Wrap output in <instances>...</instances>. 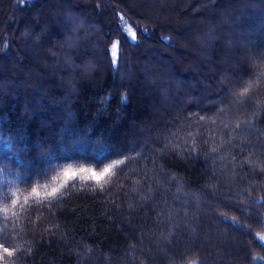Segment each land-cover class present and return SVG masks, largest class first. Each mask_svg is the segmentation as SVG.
<instances>
[{"label":"trees","instance_id":"obj_1","mask_svg":"<svg viewBox=\"0 0 264 264\" xmlns=\"http://www.w3.org/2000/svg\"><path fill=\"white\" fill-rule=\"evenodd\" d=\"M180 1L163 0L160 16L123 0L3 1L0 180L11 181L10 191L21 201L28 197L30 208L0 201V214L5 207L17 213L16 226L10 220L7 230L18 234L15 244L32 249L9 264H179L173 257L190 255L189 249L204 264H264V242L255 238L264 235L256 219L264 215V202H254L264 197V172L248 165L233 171L231 163L225 169L224 161L214 162V153L205 155L211 144L199 145L194 156L154 151L163 147L161 134L181 123L189 130L187 124L195 127L199 116L218 120L214 101L234 109L229 119L251 118L264 131V112L252 115L258 101L238 106L225 94L233 86L239 91L233 82L264 58V0H206L207 11L197 15L205 28L191 32L182 26L189 17ZM122 28H131L135 40ZM176 35L197 42L194 60L177 48ZM114 41L122 59L118 72L109 53ZM261 93L264 98V84ZM122 94L128 103L120 102ZM190 113L193 120L185 121ZM210 135L215 132L204 138ZM233 135L247 137L248 149L238 154L243 144L237 141L229 161L235 155L239 163L250 153L255 162L264 161V135L243 126ZM133 146L153 161L141 159L117 171L103 192L82 173L51 204L30 195L32 187L41 196L51 191L69 165L99 171L95 160L135 156ZM130 168L137 174L130 175ZM146 168L149 176L157 174L150 200L132 191ZM224 217L238 224L222 223Z\"/></svg>","mask_w":264,"mask_h":264},{"label":"snow or ice","instance_id":"obj_2","mask_svg":"<svg viewBox=\"0 0 264 264\" xmlns=\"http://www.w3.org/2000/svg\"><path fill=\"white\" fill-rule=\"evenodd\" d=\"M121 20L123 21V15L121 14ZM75 29H73L74 31ZM122 31L131 32V39L135 40L136 33L131 30V28H122ZM143 31H147L144 29ZM70 40V38H68ZM168 40L167 37L164 38ZM171 43L170 40H168ZM7 47V44H5ZM111 65L113 66L114 72L119 71V64L122 63V59L119 53V41H114L109 49ZM264 62V58H256L250 65V72L245 73L244 77L237 78L233 85L239 84L241 88L239 91L235 90V87H229L226 89L225 94L229 95L233 99V104L238 106H244L247 103L253 101L254 99L258 101L255 105L256 111L252 114L253 116L259 115L261 112H264V98H262L261 85L264 84V68H261V63ZM87 70V69H85ZM223 83V77L221 78ZM4 85L0 84V88ZM120 102L123 104L128 103V97L126 94H122L120 97ZM217 103L218 107L215 112L219 114L218 120L212 119L206 116H199L195 119V127L192 123L187 124V129L184 124H179L175 129L167 130L166 134H161L160 139L163 142V147L159 149H154L155 152L162 155L165 150H169L172 153H185L190 156L196 154L197 148L199 145H208L211 144L212 147L208 150L205 155L215 154L213 160L215 161H224V168L228 167V164L231 163L233 171L239 168L242 169L245 165L250 166L253 170L259 168L260 171L264 172V161L255 162L252 157L255 153H250L248 158L241 160L239 163H235L236 156L232 155L231 160L228 159V153L233 152L236 147L237 141H240L243 146L239 148L240 155L243 154L248 149L247 137H241L239 135H233L237 133L242 126L247 127L250 130L260 132L261 135H264V131L257 129L251 122V118L241 119V120H232L229 117L233 114L234 109H226L221 101H214ZM238 115V114H237ZM193 114H189L185 117V121H192ZM225 131L228 133L227 136L224 135ZM215 132V135H210L207 139L204 138L205 133ZM231 144V148L227 146ZM132 152H136V155L133 156L129 154L116 153V155H121L122 158L112 160L110 163H104V160H95L96 166L99 168V171L96 168H88L85 166L79 167V169H72L71 165L66 168L63 172V179L59 176L54 179L58 180L59 183L57 186L52 187L51 191H46L43 196H41L40 191L37 187H32L31 196L37 197L38 203L47 202L51 204L55 199L62 195V189H66L69 183L77 177H80L82 173H89L87 177H81L82 179H87L95 182L97 188L103 192L105 185L110 183V180L115 177L116 172H123L124 168H128L132 163H139L141 159L147 158L149 161H153V157L149 153H145L141 148L140 151H136L135 146L131 149ZM260 155L264 156V151L260 152ZM110 158V157H109ZM107 159V158H106ZM103 164V167L100 165ZM4 167H0V177H4ZM149 169H145L141 178L135 181L136 187L132 188V191H135L137 196L141 195V192L146 193L145 196H141L142 199L150 200L152 198L153 188L151 186V181L155 180V175L149 176ZM130 175H136L137 170L135 168L129 169ZM38 176H45L47 172H41L37 174ZM31 180V177L29 178ZM171 179H176L174 176ZM11 181H8L6 177L3 180H0V201H10L12 208L16 207H27L30 208L28 204V197H25L23 201L20 200L18 196H15V193L10 191ZM147 185V187H145ZM75 187V185H72ZM121 187L123 185L121 184ZM137 188L139 191H137ZM182 185L178 188V195H182ZM243 195V192L239 193ZM15 197V198H13ZM187 203L188 201H183ZM198 202V200H197ZM254 202L261 203L264 202V197L256 199ZM131 207V205L129 206ZM241 211H247V209H240ZM176 213H179L181 210L176 209ZM183 215L188 216L189 213L184 212ZM0 219L3 220V225L0 226V264H9V258H16L17 254L23 255L25 252L31 253V245H17L14 243L15 237L18 234L8 232V222L13 221V227H15V221L19 219L17 213L12 212L9 214V208L5 207L2 214H0ZM257 221L260 226H264V215L257 216ZM157 220L161 221L160 215L158 214ZM174 216L172 211L169 210L167 222L169 225L172 224ZM222 223H232L234 225L238 224V221L233 217L231 221L227 217H224L221 221ZM248 230L251 229L250 225H246ZM194 232V229H193ZM174 233L170 232L169 237L165 239L170 242V238ZM11 237V239L9 238ZM255 238L258 241L264 242V235L259 233L255 234ZM91 251V249H89ZM190 255H180L179 257H173L174 260H179V264H204V261L199 258V253L194 252L191 249L188 250ZM257 259V257H253ZM264 259V258H262ZM12 264H14V259Z\"/></svg>","mask_w":264,"mask_h":264},{"label":"rangeland","instance_id":"obj_3","mask_svg":"<svg viewBox=\"0 0 264 264\" xmlns=\"http://www.w3.org/2000/svg\"><path fill=\"white\" fill-rule=\"evenodd\" d=\"M3 1L4 0H0V13L1 11H3L5 9V6L3 5ZM123 2L125 4H128L129 2L132 4H135V6L138 7V4L140 5L139 8L140 9H145V8H149L151 10H153V13L155 16L159 15L162 13L161 7L165 6L166 3H162L163 0H123ZM141 2V3H140ZM180 2H183V13L186 14L189 18L186 20L181 21L182 23H184V27H187V29L191 32L193 30V28H201L203 30V28H205V24L201 21V18L198 17L197 15H199L202 12H206L207 9L205 8L209 1H204V0H181ZM164 15V14H163ZM177 36V35H176ZM176 41H177V48L181 49V50H187L188 52H190L191 54L187 55L189 57V59L194 60V57L192 58L190 55L196 54L198 55V44L197 42L194 40V38H190V40H187V42L183 39V36H177L176 37ZM38 51L42 52L40 49H38ZM200 51V50H199ZM49 51H43V54H46L48 56H50V54L48 53ZM186 52V51H185ZM10 56L13 57V54L10 52L9 54ZM194 56V55H193ZM138 64H140V60L137 62ZM5 64V62L3 60H1L0 62V68L3 67L2 65ZM18 67V66H17ZM152 77H147L146 79L151 80Z\"/></svg>","mask_w":264,"mask_h":264}]
</instances>
